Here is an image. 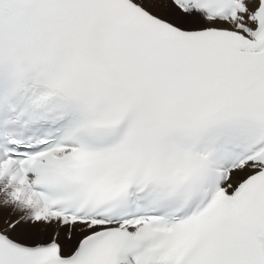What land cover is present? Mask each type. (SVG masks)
<instances>
[{
    "label": "snow or ice",
    "instance_id": "1",
    "mask_svg": "<svg viewBox=\"0 0 264 264\" xmlns=\"http://www.w3.org/2000/svg\"><path fill=\"white\" fill-rule=\"evenodd\" d=\"M0 264H264V0H0Z\"/></svg>",
    "mask_w": 264,
    "mask_h": 264
}]
</instances>
